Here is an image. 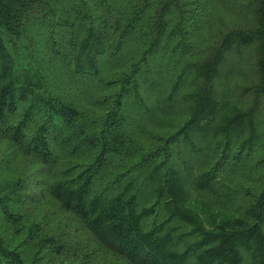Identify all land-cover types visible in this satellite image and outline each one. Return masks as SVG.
<instances>
[{"label": "trees", "instance_id": "16d2710c", "mask_svg": "<svg viewBox=\"0 0 264 264\" xmlns=\"http://www.w3.org/2000/svg\"><path fill=\"white\" fill-rule=\"evenodd\" d=\"M0 264H264V0H0Z\"/></svg>", "mask_w": 264, "mask_h": 264}]
</instances>
